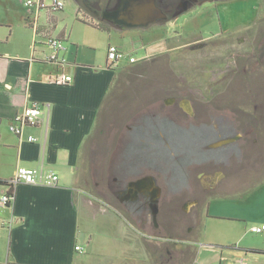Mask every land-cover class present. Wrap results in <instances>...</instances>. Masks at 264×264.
I'll return each instance as SVG.
<instances>
[{
	"label": "crops",
	"instance_id": "obj_1",
	"mask_svg": "<svg viewBox=\"0 0 264 264\" xmlns=\"http://www.w3.org/2000/svg\"><path fill=\"white\" fill-rule=\"evenodd\" d=\"M65 3L59 11L30 9L18 0L0 8V196L8 189L2 182L13 178L18 167L43 164L60 177L56 186L21 183L14 200L0 205V264H264V232L257 233L260 241L233 239L234 247L219 251L214 244L172 233L159 221L161 210L155 206H117L97 190L90 151L100 110L118 69L155 53L151 42L159 38L137 44L133 34L120 36L100 27L80 0ZM98 29L114 33L120 42L109 39L103 57L96 36H90ZM50 37L62 40L66 48L59 55L65 61L48 60ZM166 39L163 44L170 46ZM111 43L128 57L111 64ZM131 56L137 60L130 62ZM61 72L72 75L73 83L52 84L50 79ZM34 104L43 110L41 120L19 137L10 124ZM29 134L37 141L29 142ZM262 189L225 199L247 197L255 204ZM211 207L209 202L208 217H213ZM233 216L245 223L246 234L264 224V215L252 223L240 213Z\"/></svg>",
	"mask_w": 264,
	"mask_h": 264
},
{
	"label": "flooded vegetation",
	"instance_id": "obj_2",
	"mask_svg": "<svg viewBox=\"0 0 264 264\" xmlns=\"http://www.w3.org/2000/svg\"><path fill=\"white\" fill-rule=\"evenodd\" d=\"M80 1L100 27L133 34L137 44L149 36L190 38L149 56L164 60L171 76L125 84L128 66L118 69L105 106L123 85L133 101L128 115L112 116L104 140H91L97 190L114 205L157 210L186 191L212 194L225 168L245 158L250 139L264 137V0ZM151 87L159 91L137 92ZM158 157L174 158L186 181ZM190 198L197 207L203 200Z\"/></svg>",
	"mask_w": 264,
	"mask_h": 264
},
{
	"label": "rangeland",
	"instance_id": "obj_3",
	"mask_svg": "<svg viewBox=\"0 0 264 264\" xmlns=\"http://www.w3.org/2000/svg\"><path fill=\"white\" fill-rule=\"evenodd\" d=\"M14 2H16V0H0V8L3 10L5 9V6H8L9 3ZM18 2L24 3L20 0H18ZM89 13L91 14V12ZM87 16L85 15L81 17L85 18ZM92 23H95V21L93 20ZM91 34L97 38V47L99 54L102 57L105 55V45L109 39L114 40L116 43H120L118 40L119 37L117 35L114 36V33L109 34L107 31L98 29L95 32H91L90 36ZM203 34L208 35L207 33ZM163 39L165 40L166 44L168 43L166 36L159 37V39H154L153 42H151L153 44V46H151V50L153 49L156 51L158 49L164 48L166 45L163 44ZM189 41L190 38L170 37L169 44H186ZM136 54L140 55V52H136ZM149 61L150 58L148 57L141 61H136V63H130L129 65H126L125 67L128 66L127 71L123 75L125 84L139 78L152 79L158 77L163 79L171 76V74H168L165 71V64L163 63L164 60L163 62L161 61L157 63H151V61ZM176 67H178V65ZM116 87V85H113L111 89ZM157 91L159 90L152 87L145 88V90L142 91L137 90V92H141V94L145 96H151ZM132 93L133 91L129 86L123 85V89L118 93L121 95L115 96L112 102L111 99L107 102L108 104L105 106V108L100 110L96 123V130L92 138L95 139L96 137L99 138L104 136L102 134L106 131L107 127H109V122L112 121V116H114L116 113H120L122 116L129 114L133 101ZM119 122L120 125H123L126 123V120L124 118H119ZM254 138L255 137L250 139L251 142L246 144L245 152L247 155L245 158L240 161L234 160L232 161V164L228 166L229 168H225L227 176L225 179L223 178L224 180L222 179L223 181L216 191H214L212 194L209 193L203 196L202 193L196 189L191 193L186 191L184 196L166 198L167 201L162 206L158 216L159 221H165L172 233L189 235L193 237V239L197 240L200 244H214V247L217 248L216 250L219 251L229 250L231 247H234L235 245L232 244L233 239H238L243 241V243L260 241L262 235L254 233L250 230H248L246 234L245 223L240 221L241 218L235 217L233 214L240 213L247 217L249 223H252L253 221L255 222L257 218L264 215V193H262L259 198H257L255 204H250V201L246 200L247 197L243 200L225 199L233 198L234 196L243 194L250 196L252 191L263 190L264 137H261L260 141L258 140V142H254ZM101 139L104 140V137ZM163 160L164 161L161 162V158H159V161L164 163V167H171L172 165V167L175 168L178 180L181 182L186 181V178L181 173V171L178 172L177 161L174 158L170 157ZM202 183L201 185L199 184L201 188L203 186ZM196 188L200 187L197 185ZM193 196H200L203 198L199 207H197L194 202L187 203L193 200L190 198ZM209 202H212L211 215L213 217H208L206 215ZM238 204H243V206L241 209L234 212L236 210L235 207Z\"/></svg>",
	"mask_w": 264,
	"mask_h": 264
},
{
	"label": "built area",
	"instance_id": "obj_4",
	"mask_svg": "<svg viewBox=\"0 0 264 264\" xmlns=\"http://www.w3.org/2000/svg\"><path fill=\"white\" fill-rule=\"evenodd\" d=\"M26 7L30 9L37 10H49V11H59L62 10L66 3L65 0H23ZM49 45L52 47L53 51L48 56L49 61L59 62L65 61L64 58H61L59 52L65 50V46L61 39L59 38H49ZM108 60L111 64H117L120 60L128 57V55L121 50V48L111 43L108 47ZM137 58L131 56L129 58L130 62H135ZM74 81V77L65 72L57 74L55 77L50 79L52 84L57 85H70ZM43 110L38 104L25 107L21 112L17 113L14 117L12 123L10 124V129L19 137L25 135V129L27 127L36 126L42 116ZM29 142H36L37 138L29 134L25 136ZM60 177L54 172L45 169V166L41 164L38 168H27V167H18L13 178L9 179L4 183L8 188L0 196V205L6 206L9 205L15 198V188L21 183L34 184V185H48L56 186L59 184ZM252 231L255 233L264 232V224L259 226H254ZM76 249L80 250L81 247L77 246ZM240 264H244V260L240 261Z\"/></svg>",
	"mask_w": 264,
	"mask_h": 264
},
{
	"label": "trees",
	"instance_id": "obj_5",
	"mask_svg": "<svg viewBox=\"0 0 264 264\" xmlns=\"http://www.w3.org/2000/svg\"><path fill=\"white\" fill-rule=\"evenodd\" d=\"M2 183H5V182H2ZM252 251H256V252H259L260 250H256V249H253Z\"/></svg>",
	"mask_w": 264,
	"mask_h": 264
}]
</instances>
